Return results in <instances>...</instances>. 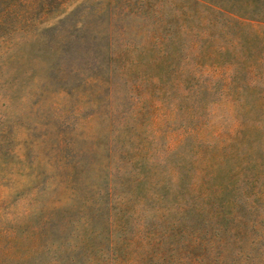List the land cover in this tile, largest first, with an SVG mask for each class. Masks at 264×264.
Segmentation results:
<instances>
[{
  "label": "rangeland",
  "instance_id": "1",
  "mask_svg": "<svg viewBox=\"0 0 264 264\" xmlns=\"http://www.w3.org/2000/svg\"><path fill=\"white\" fill-rule=\"evenodd\" d=\"M0 264H264L263 0H0Z\"/></svg>",
  "mask_w": 264,
  "mask_h": 264
},
{
  "label": "trees",
  "instance_id": "2",
  "mask_svg": "<svg viewBox=\"0 0 264 264\" xmlns=\"http://www.w3.org/2000/svg\"><path fill=\"white\" fill-rule=\"evenodd\" d=\"M263 2H264V0H263ZM124 226H126V225H125V224H123L121 229H125L126 227H124ZM121 231H122V230H121Z\"/></svg>",
  "mask_w": 264,
  "mask_h": 264
}]
</instances>
